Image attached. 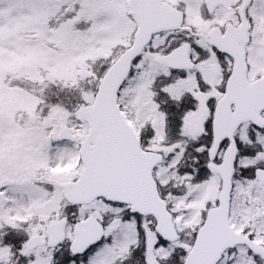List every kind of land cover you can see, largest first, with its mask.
Masks as SVG:
<instances>
[{
    "label": "snow or ice",
    "instance_id": "obj_1",
    "mask_svg": "<svg viewBox=\"0 0 264 264\" xmlns=\"http://www.w3.org/2000/svg\"><path fill=\"white\" fill-rule=\"evenodd\" d=\"M0 264H264V0H0Z\"/></svg>",
    "mask_w": 264,
    "mask_h": 264
}]
</instances>
